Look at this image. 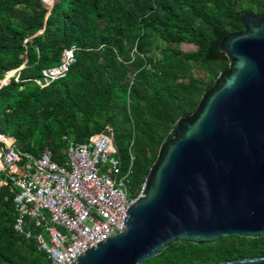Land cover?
<instances>
[{"label":"trees","instance_id":"16d2710c","mask_svg":"<svg viewBox=\"0 0 264 264\" xmlns=\"http://www.w3.org/2000/svg\"><path fill=\"white\" fill-rule=\"evenodd\" d=\"M239 12L262 15L264 0H0V81L15 71L0 86V133L18 152L37 157L48 150L61 164L68 142L110 131L135 197L175 120L194 110L227 67L213 46L242 29ZM70 46L73 63L62 78L43 88L29 81ZM14 192L0 186V264H50L12 230ZM254 257H264V237L230 235L201 245L177 241L142 264Z\"/></svg>","mask_w":264,"mask_h":264},{"label":"water","instance_id":"95a60500","mask_svg":"<svg viewBox=\"0 0 264 264\" xmlns=\"http://www.w3.org/2000/svg\"><path fill=\"white\" fill-rule=\"evenodd\" d=\"M238 20L242 29L213 46L227 67L160 143L123 230L73 264H142L177 241L264 237V14L239 12Z\"/></svg>","mask_w":264,"mask_h":264},{"label":"built area","instance_id":"2783aa9c","mask_svg":"<svg viewBox=\"0 0 264 264\" xmlns=\"http://www.w3.org/2000/svg\"><path fill=\"white\" fill-rule=\"evenodd\" d=\"M74 51L73 46L62 50L59 63L29 81L43 88L62 78ZM1 174L0 186L15 190L12 230L31 239L50 264H73L102 239L120 233L125 210L136 197L126 187L127 172L120 171L110 131L84 143L68 142L61 164L51 160L48 150L37 157L18 152L13 139L0 133Z\"/></svg>","mask_w":264,"mask_h":264},{"label":"rangeland","instance_id":"374dc122","mask_svg":"<svg viewBox=\"0 0 264 264\" xmlns=\"http://www.w3.org/2000/svg\"><path fill=\"white\" fill-rule=\"evenodd\" d=\"M50 1L51 0H42V2L45 4V5H48V4H50ZM239 32V31H238ZM169 47H171V48H173L174 50H177V51H180V52H188V51H191L192 50V47L190 46V45H173V44H170L169 45ZM192 73H193V76H195L196 75V70H192ZM10 76V75H9ZM6 77H8L7 76V74L4 76V78L1 80V83H2V85L4 84V83H6ZM214 80V79H213ZM212 83V82H211ZM113 141V146H115V147H117V148H119L120 149V147H121V143H120V141H119V139L115 136V138L112 140ZM114 147V148H115ZM62 155H63V158H64V151L62 152ZM64 160V159H63ZM130 160H131V157H130ZM141 189V188H140ZM140 189H139V191H138V193L136 194V196L139 194V192H140Z\"/></svg>","mask_w":264,"mask_h":264}]
</instances>
